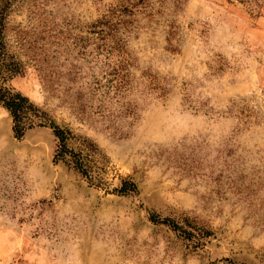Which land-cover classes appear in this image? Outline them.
I'll use <instances>...</instances> for the list:
<instances>
[{"label": "rangeland", "instance_id": "rangeland-1", "mask_svg": "<svg viewBox=\"0 0 264 264\" xmlns=\"http://www.w3.org/2000/svg\"><path fill=\"white\" fill-rule=\"evenodd\" d=\"M116 1L10 0L11 85L103 157L89 182L0 107V264H264V0H147L111 118L89 25Z\"/></svg>", "mask_w": 264, "mask_h": 264}, {"label": "trees", "instance_id": "trees-1", "mask_svg": "<svg viewBox=\"0 0 264 264\" xmlns=\"http://www.w3.org/2000/svg\"><path fill=\"white\" fill-rule=\"evenodd\" d=\"M172 1L179 3L182 0ZM9 5L10 0H0V107L9 114L13 137L20 138L27 130L35 127L49 129L56 140L53 160L63 162L91 182L88 172L91 164L103 157L96 144L88 138L73 135L69 129L57 124L46 110L36 105L11 85L15 77L24 75L25 64L11 50L6 39L8 27L5 19ZM147 6V0H118L115 4L107 5L100 18L89 25L90 32L97 33L98 39L102 40L99 48L106 60L104 62L106 69L102 76L106 85L104 84L105 91H103V97L100 100L101 106L99 107V111L105 113L97 111L105 117L113 118L112 116H114L109 92L113 91L119 97L130 87L127 70L130 63L125 51L124 33L137 27L135 25L137 8H146ZM97 81H95L97 86H103L99 85ZM97 86L93 89L97 90ZM120 106L123 111L117 110L116 112L129 113L130 110L127 107H124L123 104ZM74 144L76 150L72 147ZM134 190V183L127 180H121L119 187L116 188L120 194ZM149 218L154 222L165 224L173 230H180L181 228L168 218L158 219L154 215ZM183 233H187L188 236L191 234L187 231H183ZM206 235L208 233H204L202 236Z\"/></svg>", "mask_w": 264, "mask_h": 264}]
</instances>
